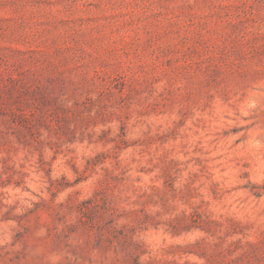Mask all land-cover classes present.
<instances>
[{
    "label": "rangeland",
    "instance_id": "obj_1",
    "mask_svg": "<svg viewBox=\"0 0 264 264\" xmlns=\"http://www.w3.org/2000/svg\"><path fill=\"white\" fill-rule=\"evenodd\" d=\"M0 264H264V0H0Z\"/></svg>",
    "mask_w": 264,
    "mask_h": 264
}]
</instances>
